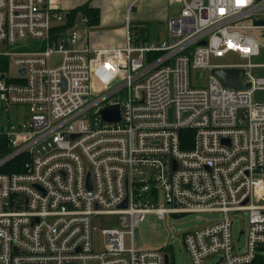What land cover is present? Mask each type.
Returning <instances> with one entry per match:
<instances>
[{
	"label": "built area",
	"instance_id": "2783aa9c",
	"mask_svg": "<svg viewBox=\"0 0 264 264\" xmlns=\"http://www.w3.org/2000/svg\"><path fill=\"white\" fill-rule=\"evenodd\" d=\"M66 18L47 0H0V115L17 119L0 126V264H169L162 247L135 248V230L175 212L220 215L183 232L192 264H252L264 254V101L252 99L264 64L251 62L264 0H180L158 42L137 38L127 14L121 48H71L90 25L81 15L62 29ZM31 39L40 47L20 49ZM227 55L237 61L212 63ZM216 67L244 69L250 88L223 85ZM197 69L204 86L192 84ZM111 105L119 120L101 115ZM22 155L21 170H2ZM109 214L119 225L96 250L93 220Z\"/></svg>",
	"mask_w": 264,
	"mask_h": 264
},
{
	"label": "rangeland",
	"instance_id": "374dc122",
	"mask_svg": "<svg viewBox=\"0 0 264 264\" xmlns=\"http://www.w3.org/2000/svg\"><path fill=\"white\" fill-rule=\"evenodd\" d=\"M180 6V5H179ZM175 7H172V9ZM178 8V7H177ZM170 11L172 14L175 10ZM180 10V8H178ZM128 11L130 14V19L132 16L133 26L135 25L136 37L139 39L147 38L150 41L158 42L165 39L167 36V30L162 22H151L142 23L145 20L136 19L132 13V5L129 7ZM142 17L139 15L138 18ZM143 19V18H140ZM75 29V28H72ZM71 30V29H70ZM69 29L65 34H68ZM260 31V30H259ZM64 34V35H65ZM264 39V38H263ZM80 42L75 44H70L71 48L79 46ZM41 45L40 40L31 39L27 41L20 49H33L39 48ZM60 61V55L52 54L50 57V62L54 66ZM237 61L236 56L227 55L223 58H212V63L214 64H226ZM251 62L257 64H264V46L260 48V55L255 56L251 59ZM9 76L12 77L14 69L10 67ZM252 74L254 76L264 77V66H257L252 68ZM208 76V72L204 69H197L191 71V81L192 84L198 86H204L206 84L205 78ZM252 99L255 102L264 101V89H257L252 94ZM24 111V110H23ZM9 118L7 114L0 115V126L7 123L8 121H16L13 111H10ZM264 180L257 178L255 180V192L256 196H263L264 190L262 188ZM220 215L214 212H198V213H188L180 218H172L167 215L165 218H158L155 214H147L143 221L138 224V239L135 240L134 246L137 249L141 248H160L162 247L166 253L169 255V264H192L191 259L184 247L182 242L183 232L194 230L209 223H212ZM119 225V220L117 215H100L93 220L92 229V245L94 249H99L102 244L101 230L109 227H117ZM246 227V214L244 212L237 213L233 216V231L235 241L238 232ZM127 243H129L127 239ZM169 243V244H168ZM245 243L244 235L241 236L240 243H236V247H243ZM172 244L173 249H168V245ZM167 246V248H165ZM218 259V255H213L205 260V264H213Z\"/></svg>",
	"mask_w": 264,
	"mask_h": 264
},
{
	"label": "crops",
	"instance_id": "0c3cea01",
	"mask_svg": "<svg viewBox=\"0 0 264 264\" xmlns=\"http://www.w3.org/2000/svg\"><path fill=\"white\" fill-rule=\"evenodd\" d=\"M50 8L68 15L70 11L87 4L89 7L99 9V21L90 25L88 32H84L80 44H87L93 49L121 48L125 45L126 25L125 18L130 12L142 23L162 22L166 27V20L180 10V0H47ZM172 7H175L172 9ZM178 7V8H177ZM175 10L172 14L170 11ZM80 11L76 12V18L81 16ZM142 15L143 19L138 18ZM132 20V16L131 19ZM140 22V21H133Z\"/></svg>",
	"mask_w": 264,
	"mask_h": 264
},
{
	"label": "water",
	"instance_id": "95a60500",
	"mask_svg": "<svg viewBox=\"0 0 264 264\" xmlns=\"http://www.w3.org/2000/svg\"><path fill=\"white\" fill-rule=\"evenodd\" d=\"M256 24H264V20H258ZM211 73L217 76L220 82L227 86H231L236 90H247L250 88V83L243 82L244 69L238 67H216L211 69ZM101 115L106 120H119V108L118 106H106L101 111ZM125 206V203L123 204ZM188 213L175 212L170 213L169 216L172 218H180ZM135 234L138 237V229L135 230ZM168 249H173L172 244L168 245ZM165 262L168 263V254H165Z\"/></svg>",
	"mask_w": 264,
	"mask_h": 264
},
{
	"label": "trees",
	"instance_id": "16d2710c",
	"mask_svg": "<svg viewBox=\"0 0 264 264\" xmlns=\"http://www.w3.org/2000/svg\"><path fill=\"white\" fill-rule=\"evenodd\" d=\"M80 11V14L87 16L88 18V24L89 25H95L98 23L99 21V9L98 8H93V7H89V5L84 4L80 7H78L77 9L70 11L67 15L66 18V23L61 27L62 29L66 28L68 25H71L74 22V19L76 18V12ZM132 29L135 30V25L132 26ZM143 40H149L147 38H143ZM187 132V130L185 131ZM185 136V134H184ZM188 143H184V145H186ZM10 150L9 146L7 145V142L5 140V138L0 137V156L6 154L8 151ZM24 159V156H17L16 158L12 159L10 162H8V164H6L4 166V168H2V170L4 171H18L22 169L21 163ZM167 248V247H166ZM252 264H264V254H259L257 256V258L255 259V261Z\"/></svg>",
	"mask_w": 264,
	"mask_h": 264
}]
</instances>
